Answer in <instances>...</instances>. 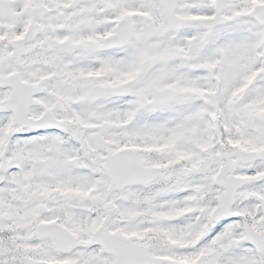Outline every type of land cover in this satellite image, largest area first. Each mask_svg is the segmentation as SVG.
<instances>
[{"label":"snow or ice","instance_id":"6c2138e0","mask_svg":"<svg viewBox=\"0 0 264 264\" xmlns=\"http://www.w3.org/2000/svg\"><path fill=\"white\" fill-rule=\"evenodd\" d=\"M0 264H264V0H0Z\"/></svg>","mask_w":264,"mask_h":264}]
</instances>
